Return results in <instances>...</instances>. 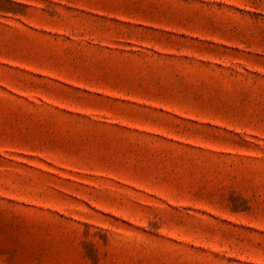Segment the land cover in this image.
Instances as JSON below:
<instances>
[{
	"label": "rangeland",
	"instance_id": "1",
	"mask_svg": "<svg viewBox=\"0 0 264 264\" xmlns=\"http://www.w3.org/2000/svg\"><path fill=\"white\" fill-rule=\"evenodd\" d=\"M0 264H264V0H0Z\"/></svg>",
	"mask_w": 264,
	"mask_h": 264
}]
</instances>
